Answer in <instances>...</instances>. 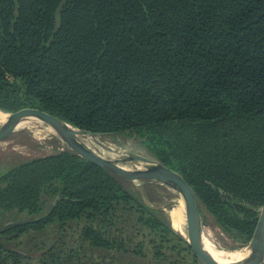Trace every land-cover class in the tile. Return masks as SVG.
Segmentation results:
<instances>
[{"label":"trees","instance_id":"obj_1","mask_svg":"<svg viewBox=\"0 0 264 264\" xmlns=\"http://www.w3.org/2000/svg\"><path fill=\"white\" fill-rule=\"evenodd\" d=\"M0 109L130 134L227 232L262 234L264 0H0ZM136 185L70 148L11 166L0 264H22L11 245L52 227L94 251L163 264L173 250L199 264Z\"/></svg>","mask_w":264,"mask_h":264},{"label":"rangeland","instance_id":"obj_2","mask_svg":"<svg viewBox=\"0 0 264 264\" xmlns=\"http://www.w3.org/2000/svg\"><path fill=\"white\" fill-rule=\"evenodd\" d=\"M0 113L9 123L7 115L3 112ZM8 123L4 125L0 123V131ZM81 141L103 156L114 159L130 169L164 170L183 180L181 174L167 168L140 139L130 134H86L81 136ZM68 148L70 147L53 125L45 121L20 123L13 134L0 141V173L25 159L48 155ZM125 158L131 159L139 166L126 163ZM135 188L143 195L147 203L161 208L163 210L161 215L166 217L175 233L181 235L192 245L187 209L182 197L166 184L149 179L138 180ZM192 192L204 217L205 240H209L215 245L216 252L231 258L249 257L259 251L261 239L244 242L235 237L234 232H232L233 235L227 232L220 222L198 201L193 190ZM177 209L181 212L175 216ZM260 210L264 211L263 206ZM16 216L14 214L4 217L2 225L13 223L17 218ZM75 232L67 231L60 235L57 228L52 227L42 233L29 234L20 239L19 244H12L11 246L13 250L22 254V264H154L150 256L142 258L134 254L110 253L104 250L94 251L89 245H85V242L79 241L78 236H76L79 232L77 230ZM175 242L178 250H180L179 245L184 246L178 240ZM193 249L196 253L194 247ZM183 256V253L178 256V254H174L173 250H169L167 251V261H164L163 264H194L190 258L185 260ZM198 260L201 264L199 256Z\"/></svg>","mask_w":264,"mask_h":264},{"label":"water","instance_id":"obj_3","mask_svg":"<svg viewBox=\"0 0 264 264\" xmlns=\"http://www.w3.org/2000/svg\"><path fill=\"white\" fill-rule=\"evenodd\" d=\"M12 116V121L0 131V141L13 134L20 123L45 121L58 130L59 134L73 151L100 167L121 174L132 183L137 184L138 180L149 179L162 182L176 191L185 203L190 224L192 245L199 254L201 264H261L264 262V226L262 234L258 238L261 239V247L256 254L249 257H240L227 262L220 261L213 256L205 246L204 217L191 188L184 182V180H181L174 174L164 170L148 168L130 169L114 159L105 157L81 141V136L88 133L76 129L62 118L46 111L31 109L13 113ZM124 161L139 166L138 163L131 159L125 158ZM262 213L264 214V211H262Z\"/></svg>","mask_w":264,"mask_h":264},{"label":"bare ground","instance_id":"obj_4","mask_svg":"<svg viewBox=\"0 0 264 264\" xmlns=\"http://www.w3.org/2000/svg\"><path fill=\"white\" fill-rule=\"evenodd\" d=\"M0 112H3L5 115H7L8 119H9V123L12 121V114L10 113H6L2 110H0ZM0 123H3L4 124H7L8 123V120L0 113ZM24 123V122H23ZM47 126V125H46ZM39 132V131H38ZM91 141V140H90ZM64 150V149H63ZM181 212V210L177 209L175 210V216H178V214ZM214 235V234H213ZM217 235V234H216ZM207 238V237H206ZM204 242H205V246L207 248V250L213 255L215 256L217 259H219L220 261H223V262H227V261H231V260H235L237 258H240V257H244V256H238V257H225L223 256L221 253L219 252H216V247L215 245L209 241V240H205V237H204ZM259 244V243H258ZM256 250V249H255ZM231 256V255H230Z\"/></svg>","mask_w":264,"mask_h":264}]
</instances>
